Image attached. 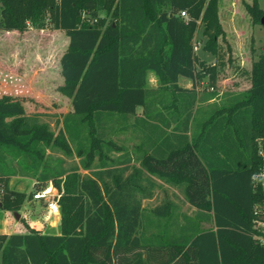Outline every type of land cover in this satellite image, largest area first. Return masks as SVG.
Returning a JSON list of instances; mask_svg holds the SVG:
<instances>
[{"label": "trees", "instance_id": "obj_1", "mask_svg": "<svg viewBox=\"0 0 264 264\" xmlns=\"http://www.w3.org/2000/svg\"><path fill=\"white\" fill-rule=\"evenodd\" d=\"M218 1L0 0V31L23 33L28 24L44 30L49 15L51 29L68 38L57 90L72 108L65 131L53 137L46 124L27 116L18 99L0 98L1 209L16 212L24 200L7 189L16 172L6 155L32 173L41 190L48 182L60 188L63 172L45 169L43 146L68 152L66 132L88 165L103 154L91 176L75 174L72 184L64 183L60 235L30 228L27 234H0L1 264H264L258 241L264 234L255 228L264 223V214L254 211L264 206V194L252 182L261 165L257 142L264 140V54L252 62L249 89L221 109L199 111L195 92L177 86L179 78L194 83L207 76L209 89H215L217 66L198 60L193 43L201 30L202 51L218 55V39L225 37ZM242 5L252 24L260 25L264 12L258 0ZM102 11L110 12L109 21L98 16ZM148 72L157 79L156 91L147 88ZM155 104L162 111L152 113ZM163 110L182 118L176 133L162 129L169 127ZM113 120H120L122 129L131 121L139 128L140 168H131L126 177L130 168L109 166L102 152L111 150ZM154 142L158 145L149 151ZM145 175L182 184L186 202L197 210L194 219L174 233L171 225L167 233H148L140 203L150 197L142 190ZM168 205L153 209L157 221L171 216ZM201 222L211 229L201 230Z\"/></svg>", "mask_w": 264, "mask_h": 264}, {"label": "rangeland", "instance_id": "obj_2", "mask_svg": "<svg viewBox=\"0 0 264 264\" xmlns=\"http://www.w3.org/2000/svg\"><path fill=\"white\" fill-rule=\"evenodd\" d=\"M258 4L264 12V0H258ZM110 15V12L107 13L106 11L98 14L99 17L106 18V21L110 20ZM48 17L49 15L46 16L47 26L44 30L33 29L28 24L26 31L23 33L0 31V98L6 96L18 99L22 103L27 116L30 118L35 116L40 124H46L53 137H55L58 131H65L63 121L72 112V108L70 100L60 95L57 90L62 85L58 60L63 50L65 35L63 32L59 34L51 29ZM236 17L235 26L227 28L230 32L232 45L225 37L223 40L219 38L218 55L216 57L202 51L205 38L202 37L201 30L194 37V44L198 48L195 52L197 59L206 64L213 60L218 67L214 90L209 89L207 76L195 83L198 93L196 108L199 111L209 112L217 108L221 109L231 102L232 97L247 91L251 84L252 62L257 60L258 56L264 54V27L261 25L255 26L253 35H251L250 16L243 7H241L240 14ZM237 32L239 35H237ZM196 69H200L198 64H196ZM146 79L147 88L157 86V83L155 84L157 79L152 72L147 73ZM169 100H171V97ZM139 112L140 109H137L138 114ZM120 122V120L112 121L114 132L108 134V139L112 144L110 146L111 150L102 149V152H107L110 160L108 161L109 166H115L116 168L123 166L126 158L131 156V162L128 160H126L128 163L125 162V164H128L126 168H130L127 172L129 174L131 168H140L139 153L137 148H134L135 141L132 134L129 131L119 132L118 127L120 125L117 123L120 124ZM83 135L86 136V131L83 132ZM65 136L69 147L68 152L56 148L52 144L43 146L45 149V169L52 173L63 172L62 177L58 179L60 181L59 189L51 182L45 185V187L52 186L58 194L55 198L57 202L56 213L49 211L46 201L32 200V193L36 191V186L39 184L37 178L32 176V173L25 172L24 166L19 165L18 161L12 160L10 158L12 156L6 155V163L16 172L15 175L9 177L7 189L10 192L23 194L24 200L16 212L2 210L0 205V234L7 236L17 234L18 229L23 233H28V228H30L42 235H60L61 212L59 201L65 190L64 183L69 181L72 184L75 174L91 176L93 172L99 169V163L103 159L101 153L100 157L96 155L88 165L86 159L80 157L76 152L77 141L69 136L68 132ZM86 165H88V168L84 167ZM145 177V181L148 180V175H145ZM145 181L142 184L143 192L152 190L150 198L140 200L143 216L142 224L147 227L148 233L152 231H165L167 233L166 227L169 225H171L169 232L174 233L179 229L173 225L174 223L181 224L183 222V225H187L189 220L194 219L197 213L194 207L185 205L178 197L176 198L179 201L175 198L171 199L169 196L170 191H167L163 185L156 181H153L152 188L148 181ZM166 183L172 186L175 185L174 181L171 180L166 181ZM2 194L3 192L0 189V201ZM74 195L78 196L79 192H74ZM166 201L169 203L171 216L157 221L152 211ZM14 214L18 215L17 219ZM199 226L201 230H209L212 227L210 223L204 224V222H201Z\"/></svg>", "mask_w": 264, "mask_h": 264}, {"label": "crops", "instance_id": "obj_3", "mask_svg": "<svg viewBox=\"0 0 264 264\" xmlns=\"http://www.w3.org/2000/svg\"><path fill=\"white\" fill-rule=\"evenodd\" d=\"M242 1H244L246 4H251V1L252 0H219L218 1V17H219V22L221 24V27L223 29V32L225 34V38L227 39V41L230 42V45H232L231 43V36H230V32L228 31L227 28H233V26H235V21L237 20V15L240 14V9L241 7H243L242 5ZM241 5V7H240ZM244 8V7H243ZM242 11V10H241ZM243 16V15H242ZM249 21H250V24H251V35H253V28L257 25H253L252 22H251V19L249 18ZM235 28V27H234ZM236 30V29H235ZM59 34H62L61 32L62 31H57ZM234 34V33H233ZM65 35V34H64ZM237 35H239V33L237 32ZM67 46H68V38L65 36L64 38V41H63V46H62V52L60 53V57L62 56V54L65 52V50L67 49ZM60 57H59V60H60ZM211 59H213L211 57ZM58 60V62H59ZM216 62H214L213 60L210 61V63L207 62V64L209 65H213L215 64ZM216 65V64H215ZM228 66V65H227ZM218 68V67H217ZM157 83V81H155V84ZM191 86H190V84ZM195 83L196 82H191L187 79H184V78H179L178 81H177V86L183 90H193L196 94V97L198 99V93H197V89L195 88ZM149 90H152V91H156L158 89V83H157V86L154 87V88H148ZM140 109V112L139 114L137 113V109H136V117L141 119L143 118L142 117V108H138ZM152 113H157V112H160L162 111L161 109V106L160 105H157L155 104L152 109H151ZM163 115L164 117L168 120L169 122V127L167 128H162L163 130H165V132L167 134H172L173 132L176 133V130H177V127H178V123L182 120V118H179L178 116L176 117H173V118H170V112H168L167 110H163ZM132 123V121H131ZM129 122V126L127 129L123 128L121 129L120 127H118V130H120L119 132H122V131H129L131 134H132V138H134L133 140L135 141L134 142V148H138V146L140 145L141 141L139 139V132L137 131L139 128L136 129V127H134L132 124ZM152 125H156L158 127H161V125L158 123V122H150ZM180 128V126H179ZM181 128L183 129L184 128V125L182 126L181 124ZM180 131L182 132V130L180 129ZM186 134L189 136V128H188V132H186ZM137 141V142H136ZM175 143V142H173ZM155 145H152L150 143V145L148 146L149 147V151H152L153 148H155V146L158 145V143L154 142ZM131 156L128 158H126V160H129L131 162ZM125 160V161H126ZM128 164H124L123 166H120V168L118 169H121V168H126L128 167L127 166ZM128 175V173H125V177ZM148 184L151 186V188L153 187V181H156L157 183L163 185V187L167 190V191H170L169 193V196L170 198H175L176 200L180 199L181 201H183L182 203H184L185 205H189L186 200L183 198L184 197V194H183V190H184V186L182 184L178 185V184H175L174 186L172 185H169V183H166V181L168 180H161L162 178H158V177H155V176H152V175H149L148 178ZM145 181V182H146ZM165 181V182H164ZM164 182V184H163ZM152 183V184H151ZM150 192V197H151V193H152V190L149 191ZM148 197V198H150ZM178 197V199L176 198ZM148 198H141L140 200H144V199H148ZM140 201V203H141ZM179 201V200H178ZM164 203H168V201L164 202ZM169 204V203H168ZM169 206V205H168ZM170 209V207H169ZM205 224V222H204ZM175 227L177 228H181L183 225V222L181 224L177 223L176 224L174 223L173 224ZM17 234H27V233H23L22 231H20L18 229V232H16ZM146 256L143 255V258H145Z\"/></svg>", "mask_w": 264, "mask_h": 264}, {"label": "built area", "instance_id": "obj_4", "mask_svg": "<svg viewBox=\"0 0 264 264\" xmlns=\"http://www.w3.org/2000/svg\"><path fill=\"white\" fill-rule=\"evenodd\" d=\"M180 17L186 18V14L184 12L180 13ZM197 45L193 43V52L195 53L197 51ZM212 90V89H210ZM257 157L260 160V168L258 173L252 178V182L254 184V187L259 186L260 189L263 191L264 194V140H259L257 142ZM58 196L57 192L55 189L50 186V187H44L41 190H36L32 193V200L33 201H46L47 202V208L49 211L52 213L57 212V202L55 198ZM255 214H259L260 212L264 214V206H256L255 209ZM256 229L261 230V232L264 233V223H257L255 226ZM258 241L264 245V239L262 237L258 238Z\"/></svg>", "mask_w": 264, "mask_h": 264}, {"label": "water", "instance_id": "obj_5", "mask_svg": "<svg viewBox=\"0 0 264 264\" xmlns=\"http://www.w3.org/2000/svg\"><path fill=\"white\" fill-rule=\"evenodd\" d=\"M260 25L262 26V27H264V15L261 17V19H260ZM14 217L17 219L18 218V215L17 214H14Z\"/></svg>", "mask_w": 264, "mask_h": 264}]
</instances>
